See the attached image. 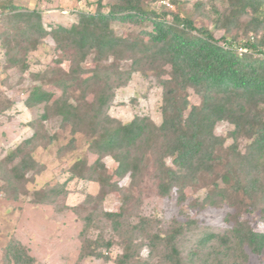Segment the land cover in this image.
Masks as SVG:
<instances>
[{"label": "trees", "instance_id": "16d2710c", "mask_svg": "<svg viewBox=\"0 0 264 264\" xmlns=\"http://www.w3.org/2000/svg\"><path fill=\"white\" fill-rule=\"evenodd\" d=\"M17 1L0 0L3 69L30 72L29 59L41 50L52 59L31 73L37 85L25 105L43 106V113L31 123L35 133L0 159V188L19 199L29 175L45 169L37 151L59 144V130L69 131V142L57 148L59 156H75L69 181L99 185L98 195H87L83 205L91 211L81 216L80 260L248 264L252 256H264V229L248 217L264 228V0H196L192 7L170 0L175 10L166 0L81 1L73 12L77 21L66 25L46 24L49 0ZM215 30L223 35L216 37ZM136 73L162 88L160 124L149 116L123 123L109 114L117 91ZM191 93L201 105L192 104ZM9 108L0 99V115ZM54 119L60 129L51 133L47 123ZM221 122L232 126L226 137L216 133ZM81 148L84 153L77 154ZM148 180L161 197L176 195L185 211L228 209V227L202 234L184 254L181 244L198 228L196 219L167 225L158 216H132L126 208ZM66 185L45 186L35 200L53 203L67 194ZM111 194L120 195L122 206L101 209ZM117 246L122 253L112 260L108 252ZM3 264L37 262L12 238Z\"/></svg>", "mask_w": 264, "mask_h": 264}, {"label": "rangeland", "instance_id": "374dc122", "mask_svg": "<svg viewBox=\"0 0 264 264\" xmlns=\"http://www.w3.org/2000/svg\"><path fill=\"white\" fill-rule=\"evenodd\" d=\"M58 3L51 2V9L45 13V22L71 24L77 21L74 12L80 5L79 2L95 0H58ZM188 2L192 7L196 0H182ZM18 3H27V0L17 1ZM41 2V1H40ZM170 10H175V5L170 0L165 1ZM83 3V4H84ZM43 3V5H46ZM58 6V7H57ZM53 7V8H52ZM203 21L202 23H204ZM205 25L208 23H204ZM211 28H214L211 26ZM216 37L223 35L222 31L215 30ZM49 47L54 46L52 39L47 40ZM51 54L42 50L31 55L30 72L21 74L18 69L4 70V53L0 49V99L5 105L11 108L6 109L0 115V159L6 158L18 145L30 138L35 130L31 123L37 120L43 113V106L28 108L25 105L29 91L37 85L33 81L31 73H36L44 69L51 63ZM51 91L57 95L59 90L51 88ZM162 88L156 84L152 78H146L140 73H136L130 84L117 91L116 97L109 114L121 120L123 123H129L137 116H149L157 124L162 122ZM190 100L193 105H201V99L194 93H191ZM47 128L51 133L60 129V123L54 119L47 123ZM232 126L227 122H221L216 128L219 136L226 137ZM58 140L60 145L67 144L70 140L68 132H62ZM231 141H228L230 144ZM52 145L48 149L40 148L37 151V159L45 165L42 174L37 176L29 175V181L25 183V191L19 199L13 197L12 192L7 193L0 188V264H3L4 248L10 239L15 238L24 244L30 251V254L36 258L37 264H115L113 261L106 262L97 258L79 259L81 250V241L79 234L81 232L83 215L91 211L90 204L85 205L87 195L97 196L99 185L95 182L85 180L69 181L71 173L69 172L73 154L59 156L57 148ZM247 142L241 141V149L244 150ZM81 148L77 154H83ZM95 157H91L92 162ZM110 169L113 168L112 159L106 160ZM169 162H171L169 160ZM67 182L65 196L60 197L53 203L45 204L35 199V192L43 190L45 186H57ZM137 194V193H136ZM135 194V195H136ZM122 206V200L119 194H111L100 205L101 209L116 211ZM132 216L142 214L145 216H158L165 224H170L173 220L187 221L190 218L198 221V228L194 229L185 238L181 244L182 251L187 254L195 246L202 234L206 232L223 233L228 227L224 221L228 209L208 208L203 211L189 212L182 209L178 203L176 195L161 197L158 193L156 183L148 180L144 187L141 197H135L126 206ZM99 210V207H97ZM250 217L254 227L263 230L259 220L253 216ZM122 253L120 247H115L108 255L113 259ZM146 250L144 256H146ZM248 264H264V256H252Z\"/></svg>", "mask_w": 264, "mask_h": 264}]
</instances>
